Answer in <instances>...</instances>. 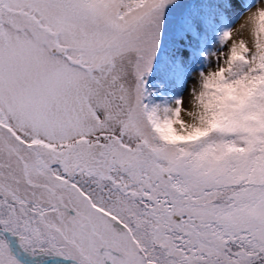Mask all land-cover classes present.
<instances>
[{
	"label": "snow or ice",
	"instance_id": "1",
	"mask_svg": "<svg viewBox=\"0 0 264 264\" xmlns=\"http://www.w3.org/2000/svg\"><path fill=\"white\" fill-rule=\"evenodd\" d=\"M0 264H264V0H0Z\"/></svg>",
	"mask_w": 264,
	"mask_h": 264
},
{
	"label": "rangeland",
	"instance_id": "2",
	"mask_svg": "<svg viewBox=\"0 0 264 264\" xmlns=\"http://www.w3.org/2000/svg\"><path fill=\"white\" fill-rule=\"evenodd\" d=\"M240 23H241L240 21H237V23H236V25L234 27V38H236V39L240 38V36L238 34H236V32H235V28H238ZM243 35H244V38L246 39L247 38V33H244ZM185 96H187V93H185Z\"/></svg>",
	"mask_w": 264,
	"mask_h": 264
}]
</instances>
